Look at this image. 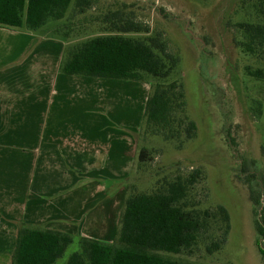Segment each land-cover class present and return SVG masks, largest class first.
I'll list each match as a JSON object with an SVG mask.
<instances>
[{
	"label": "rangeland",
	"instance_id": "obj_1",
	"mask_svg": "<svg viewBox=\"0 0 264 264\" xmlns=\"http://www.w3.org/2000/svg\"><path fill=\"white\" fill-rule=\"evenodd\" d=\"M250 13L248 0H91L89 8L78 14L72 0L62 20L47 23L46 32L67 38V47L96 36L146 39L159 34L178 59L169 80L182 84L185 115L196 127L195 136L179 147L176 140L140 130L142 117L136 132L123 131L127 124H120L122 133L135 139V155L126 178L105 182L106 197L113 202L106 215L116 222L115 234L103 236L104 241L116 239L129 191L150 193L162 180L198 169L202 178L190 189L186 203L210 213L224 207L230 228L223 240L219 221L209 218L191 254L169 256L185 264H263L255 246L254 222L259 215L255 217L254 211L260 213L264 207V80L246 75L245 68L264 70V59L241 51L237 43L243 36L235 28L237 23L253 21ZM120 19L140 23L148 32H116L111 22L118 25ZM142 82L150 85L151 80ZM142 148L150 151L144 163L138 162ZM249 175L258 177L260 206L250 200ZM86 226L81 230L87 234L94 230L98 237L105 230L101 222ZM71 235L73 242L55 264L78 250L80 236Z\"/></svg>",
	"mask_w": 264,
	"mask_h": 264
},
{
	"label": "crops",
	"instance_id": "obj_2",
	"mask_svg": "<svg viewBox=\"0 0 264 264\" xmlns=\"http://www.w3.org/2000/svg\"><path fill=\"white\" fill-rule=\"evenodd\" d=\"M46 26H0V264H10L21 223L112 242L105 182L128 176L135 139L120 124L139 131L150 89L62 74L68 40ZM99 222L101 238L81 230Z\"/></svg>",
	"mask_w": 264,
	"mask_h": 264
},
{
	"label": "trees",
	"instance_id": "obj_3",
	"mask_svg": "<svg viewBox=\"0 0 264 264\" xmlns=\"http://www.w3.org/2000/svg\"><path fill=\"white\" fill-rule=\"evenodd\" d=\"M72 0H0V26L35 31L50 21L64 18ZM253 21L235 25L243 36L237 43L241 51L264 59V0H248ZM91 0H74V9L82 14ZM107 18V17H106ZM119 33H147L148 28L130 19L111 22ZM178 59L169 52L159 34L146 39L118 35L96 36L65 48L59 70L65 75L145 81L150 89L145 102L140 130L147 129L165 141H183L195 136V124L185 115V101L179 80H169ZM245 74L264 80L263 69L245 68ZM150 158L142 148L138 162ZM200 170L187 176L162 180L154 191H129L123 202L116 239L103 242L77 237L78 250L62 264H185L169 255L191 254L207 220L219 221L223 240L228 234L229 215L222 206L215 213L198 211L188 205L190 189L202 178ZM257 178L249 175L250 200L261 205ZM255 185V187L252 185ZM253 186V187H252ZM256 190V191H254ZM256 192V193H254ZM257 239L255 246L264 264V207L254 211ZM73 236L43 225L19 224L10 264H55ZM219 249L218 245H214Z\"/></svg>",
	"mask_w": 264,
	"mask_h": 264
}]
</instances>
